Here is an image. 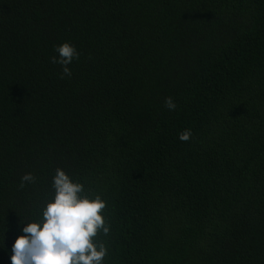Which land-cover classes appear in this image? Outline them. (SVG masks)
<instances>
[{
	"label": "trees",
	"instance_id": "1",
	"mask_svg": "<svg viewBox=\"0 0 264 264\" xmlns=\"http://www.w3.org/2000/svg\"><path fill=\"white\" fill-rule=\"evenodd\" d=\"M57 167L104 264H264V0H0V264Z\"/></svg>",
	"mask_w": 264,
	"mask_h": 264
},
{
	"label": "clouds",
	"instance_id": "2",
	"mask_svg": "<svg viewBox=\"0 0 264 264\" xmlns=\"http://www.w3.org/2000/svg\"><path fill=\"white\" fill-rule=\"evenodd\" d=\"M54 51L51 62L61 66L62 75L71 76L68 65L78 57L75 46L65 41L54 46ZM164 105L169 111L176 108L171 97L165 98ZM190 135L186 129L178 138L187 141ZM20 180L23 187L25 182L33 183L35 177L25 173ZM50 186L51 197L45 199L39 218H20L22 234L11 245L10 264H104L107 247L99 237H107L110 232L104 216L106 201L99 194H85L83 183L59 167ZM3 233L0 247H4Z\"/></svg>",
	"mask_w": 264,
	"mask_h": 264
}]
</instances>
